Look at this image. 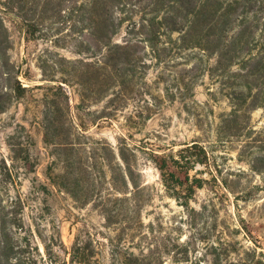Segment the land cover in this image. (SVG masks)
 <instances>
[{"label": "rangeland", "instance_id": "1", "mask_svg": "<svg viewBox=\"0 0 264 264\" xmlns=\"http://www.w3.org/2000/svg\"><path fill=\"white\" fill-rule=\"evenodd\" d=\"M16 1L39 30L27 35L17 17L4 14L11 58L29 90L0 114V189L17 205L15 237L27 255L36 264H67L78 246L89 264H137L135 257L138 264H264V98L254 110L237 108L228 97L232 79L211 75L212 62L196 51L172 49L159 64L147 56V66H137L145 71L134 83L138 97L124 91L125 101L117 100L102 92L96 70L103 49L85 38L79 13L29 11L27 0ZM47 118L54 123L48 129ZM193 141L209 164L190 171L205 182L183 206L169 196L151 155ZM68 143L83 148L85 203L56 176Z\"/></svg>", "mask_w": 264, "mask_h": 264}, {"label": "trees", "instance_id": "2", "mask_svg": "<svg viewBox=\"0 0 264 264\" xmlns=\"http://www.w3.org/2000/svg\"><path fill=\"white\" fill-rule=\"evenodd\" d=\"M26 4L30 5L29 11L51 6L59 13L67 10L79 13L81 20L87 22L89 32L85 38L93 39L103 49L96 70L104 84L102 92L112 91L110 95L118 97L117 100L125 101L124 91L138 97L134 83L137 78H144L145 71L136 68L147 66V56L159 64L165 52L179 49L196 51L199 57L212 62L208 69L211 75L232 79L228 97L237 108L243 106L250 111L263 102L264 0H27ZM21 12L24 11L17 1L0 0V114L29 90L19 79L21 68L11 58L13 42L4 21V14H12L20 20V30L34 36L39 30L38 20L26 17V11L25 15ZM124 24L121 41L113 43L112 35ZM195 69L193 64L191 72ZM55 89L68 106V95L62 85H56ZM80 101L83 102L82 97ZM80 106L81 103L77 108ZM46 120L48 129L54 123ZM64 150L67 165L56 175L61 180L59 185L75 200L85 203L91 195L80 193L85 171L83 148L68 143ZM119 157L130 178V163L120 149ZM151 160L169 196L181 205L187 206L196 189L203 187L205 179L190 175V171L200 172L197 166L209 164V154L198 142L185 143L169 153H154ZM68 166L70 170H66ZM5 168L4 160H0V176ZM1 182L0 178V187ZM15 205L6 203L0 189V264H36L27 255L25 244L15 237V230L21 227ZM134 261L138 264L140 260L135 257ZM67 264H89V258L77 246Z\"/></svg>", "mask_w": 264, "mask_h": 264}]
</instances>
